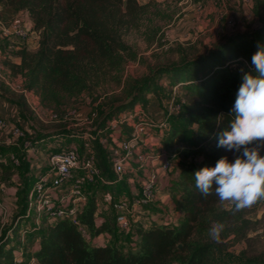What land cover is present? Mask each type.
<instances>
[{"label":"trees","instance_id":"16d2710c","mask_svg":"<svg viewBox=\"0 0 264 264\" xmlns=\"http://www.w3.org/2000/svg\"><path fill=\"white\" fill-rule=\"evenodd\" d=\"M261 6L262 0H255L253 13L257 17ZM143 9L137 0H0V21L12 22L23 12L29 17L31 32L38 35L34 51L25 45L8 50V44L0 41V52L6 55L2 65L10 77L24 80L26 93L37 98L42 108L59 115L63 108L75 104L84 93L108 79L121 87L119 94L103 102L112 106L110 116L145 109L147 96H160L163 80L169 99L173 87L182 89L183 98L177 96L178 101H184L182 110L169 118L180 119L181 127L168 128L160 141L163 150H171L182 161L171 196L180 219L176 225L151 222L145 228L141 223L135 224L129 233L135 237V246L128 251L116 242L97 246L98 237L117 235L113 218L101 217L97 221V194L103 190L88 197L77 224L63 219L52 224L42 221L38 228H30L25 222V185L21 190L24 206L20 204L9 224L2 228L0 264H14L22 229H31L30 240L23 245L25 260L33 258L37 264H215L216 243L221 241L218 247L224 248L225 239H229L230 246L244 245V264H264V250L258 247L260 235L249 236L259 230L264 233V213L259 220L249 218L261 202L234 212L231 203H221L215 194L202 196L194 178L196 171L215 167L220 158L232 162L241 154L218 147V139L233 118L230 109L243 72L256 74L251 57L264 43V22L253 32L233 34L205 52L180 51L178 60L148 67L147 74L139 79H122L125 64L137 59L136 52L123 40L124 32ZM239 58L251 68H231L232 64H239ZM11 96L21 113L32 115L23 94ZM187 139L183 148L175 147L176 141ZM9 151L0 148L3 155ZM95 155L102 170H107L106 152L95 147ZM260 155H264V148ZM0 170L1 176H9L15 166L2 158ZM214 222L225 225L218 240L209 235ZM81 228L88 233V240ZM35 242L37 249L29 251Z\"/></svg>","mask_w":264,"mask_h":264},{"label":"built area","instance_id":"2783aa9c","mask_svg":"<svg viewBox=\"0 0 264 264\" xmlns=\"http://www.w3.org/2000/svg\"><path fill=\"white\" fill-rule=\"evenodd\" d=\"M183 2L191 3L192 0ZM213 5H216V2H213ZM194 6L200 11L203 8L200 2ZM31 33L29 24L25 25L17 20L9 23L0 21V34L8 44V50L26 45ZM0 60L1 62L4 60V54L1 52ZM238 60L239 64H232L231 68L238 70L242 67L251 68L246 60L242 58ZM1 62L2 80L7 70ZM4 79L6 81V78ZM7 85L11 86V83L7 81ZM178 89L177 86L171 89V98L166 104V119L162 121L156 120L142 108H135L131 112L111 116L101 129L96 130L90 126L91 121L78 118L73 109L65 110L62 115L46 110L47 120L56 123L70 120L76 122V126L81 124L83 131L74 135L75 140L68 145H59L50 151L42 173L34 177L33 182L27 186L25 218L29 222L33 221V227L30 228H38L42 221L52 224L63 219L77 224L78 214L88 197L97 190H103L97 194V209L107 208L111 212L118 233H131L133 226L141 223L142 216H146L150 223H157L154 220L156 217L161 221L158 224L176 225L179 218L172 213L171 194L160 185L161 176L170 173L172 161L176 156L170 151L163 150L160 141L167 130V120L172 116H178L184 105L183 100H177ZM16 90L24 96L27 94L24 88ZM5 130H8L7 121L0 117V131ZM8 131L12 139L22 140L27 151L38 154V148L26 139L25 130L11 127ZM95 147L106 152L108 169L105 171L98 164ZM2 158L15 167L19 164V159L13 152L7 155L0 153V159ZM1 173L0 170V176ZM127 176H137L138 184L134 191L125 195L123 181ZM61 189L65 192L63 195L58 194L54 199L48 195L50 190L58 192ZM0 210L4 215L7 213V207L1 202ZM154 211L157 212L153 213ZM164 216H167V219L162 221ZM148 226L143 225L145 228ZM28 231L31 229L20 231L19 237L22 240L14 256V264H37L33 258L26 261L24 257L23 237L26 234L27 239L29 238ZM80 231L88 240V233L83 228Z\"/></svg>","mask_w":264,"mask_h":264},{"label":"rangeland","instance_id":"374dc122","mask_svg":"<svg viewBox=\"0 0 264 264\" xmlns=\"http://www.w3.org/2000/svg\"><path fill=\"white\" fill-rule=\"evenodd\" d=\"M209 1L216 2V5H210ZM248 1L206 0L200 2L203 6L200 11L194 6L198 2L193 0L191 3H185L183 0H139V4L144 5V9L137 21L124 32L123 36V40L136 52L137 59L125 64L122 79L127 77L139 79L147 74L148 67L178 60L180 51H183L184 54L191 52L202 53L225 41L233 34L253 32L262 21L264 22V0H262L260 17L253 13L255 0ZM15 20L25 25L30 22L29 17L23 12ZM37 39L38 35L31 33L25 46L34 51L33 46L36 45ZM0 41L5 42L1 34ZM260 46L264 47V43H260ZM179 89L177 90V96L183 98V90L180 89V93ZM120 91L121 87L108 79L101 82L90 93H84L75 104H70L62 110L63 112L65 110H75L78 118L82 120L88 119L92 123L90 126L99 130L105 121L111 117L109 112L112 106L103 104V102L106 98L119 94ZM168 97L160 95L156 99H159L161 103L162 101H168ZM94 98L96 99L95 101ZM28 101L32 115L23 113L20 119L23 126L16 124L12 127H20L25 130L26 139H29L40 151L54 150L56 145L60 144L65 146L68 141L74 139V135L81 134L83 131L81 124L76 126L77 123L70 120L57 123L47 120L45 117L47 109L42 108L39 104H34L32 98H28ZM60 123L64 124V126L61 127ZM181 124L182 121L176 118H171L167 121L169 127H181ZM7 128L8 130L11 128L8 121ZM8 130L0 131V148L9 149V152H13L19 159L18 166L15 167V170L10 175L17 174L18 179L22 183L29 185L33 182L34 167L31 166H33L34 162L26 161L27 148L22 144V140L12 139ZM186 142H188V139L182 142L178 141L177 145L183 147L182 144ZM44 155L45 153H43ZM35 156L39 157L38 154ZM45 163L46 156L42 164ZM10 178L5 175L0 176V202L7 207L8 214L11 216L18 212L21 205L24 206V195L21 194L22 185L15 184ZM123 184H126L125 180ZM170 194L172 196V193ZM156 212L154 211L153 213ZM174 212L172 210L173 214ZM263 213L264 203L260 204L249 218L259 220ZM142 217L144 219L141 218L140 222L144 226H148L150 223L149 219H146L145 216ZM7 224H9V221ZM29 227H33V221L29 222ZM28 234L31 236V231ZM255 234L260 235L258 247L264 250V233L259 230L256 233H250L249 236H254ZM26 236L25 234L23 237L24 244L30 240V237L28 240ZM3 238L2 229L0 231V242L3 241ZM129 238V236L128 238L124 236L126 242H131ZM21 240L22 238L20 237L17 242L18 247L21 245ZM228 240L222 241V244L225 245L224 248L220 247V245L218 247L221 241L216 243L217 247L214 250L215 264H244L242 257L244 245L235 244L230 246L228 245ZM128 247L122 248L128 250Z\"/></svg>","mask_w":264,"mask_h":264},{"label":"clouds","instance_id":"9594fccd","mask_svg":"<svg viewBox=\"0 0 264 264\" xmlns=\"http://www.w3.org/2000/svg\"><path fill=\"white\" fill-rule=\"evenodd\" d=\"M251 63L256 74L243 72L230 109L233 118L217 145L241 154L232 162L222 157L215 167L194 173L195 187L202 196L215 194L221 203H231L234 212L264 202V155H260L264 148V47H258ZM224 228L222 222H214L209 235L218 240Z\"/></svg>","mask_w":264,"mask_h":264},{"label":"crops","instance_id":"0c3cea01","mask_svg":"<svg viewBox=\"0 0 264 264\" xmlns=\"http://www.w3.org/2000/svg\"><path fill=\"white\" fill-rule=\"evenodd\" d=\"M209 4L213 5V2L209 1ZM37 42L38 41H36V45L33 46L34 47L33 50H36ZM28 49L30 50V48H28ZM14 61L17 62L16 59H14ZM0 62H1V60H0ZM4 78H6V81ZM4 78L2 80L0 79V117L6 119L8 121V123L10 124V127H12V126H15L16 124H21L20 119H21V115L23 113H21L20 110L12 103V100H14V98L11 95L12 94H15V95L19 94L18 91L16 90V88H20V89L24 88L25 89V83H24V80L20 77H15V78L10 77L8 71L5 72ZM7 81L9 83H11V86L7 85ZM165 84L166 83L164 80L160 84V86H161L160 95L169 96V94H168L169 90L167 89ZM179 92L181 93L180 89H179ZM25 98H26L28 104H29L28 98H32L34 101V104L35 103L38 104L37 98H35L31 94L27 93L25 95ZM168 99H169V97H168ZM146 103H147V105H146L145 110L148 111L156 120L162 121V120L166 119V115H165L166 114V104H168V101H162L160 103V100L156 99L155 96L149 95L146 97ZM21 126H23V123L21 124ZM168 128H170V127L166 124V129H168ZM179 141L182 142V140H179ZM70 142H72V140L68 141V144ZM177 142L178 141H176V143H175L176 148H183L186 144V143L182 144L183 147H179L177 145ZM5 144H6V142H5ZM58 146L59 145H56L55 148H58ZM49 152L50 151L46 152V151H40L38 149L39 157L35 156V154H32L29 151L26 152V154H25L26 155V157H25L26 161L34 162L33 166H31V167H34L33 179H34V177L39 176L42 173L43 169L45 168L46 163L42 164V162H43V159L45 156L47 159V155ZM170 152H172V151L170 150ZM43 153H45L44 156H43ZM188 162L191 164L195 163V161H193V160H189ZM181 164H182L181 159L178 157H175V159L172 161L170 173L167 176H165V175L161 176L160 185H161V188H164L163 190L169 191L172 194L175 192L176 184H177V178L179 175ZM1 175H2V173H1ZM3 176H4V173H3ZM8 177L9 178L11 177L10 180L12 182H14L15 184L17 183L18 185H22V188L25 186V183H22L21 180L18 179L17 174L14 173L12 175H9ZM125 183L126 184H123V190L125 192L124 194L128 195L129 193L134 191L135 188L137 187L136 185L138 184V177L137 176H127L125 178ZM64 193L65 192L63 189L59 190L58 192L50 190L48 192V195L54 199L57 197L58 194L63 195ZM171 206L173 208L172 210L175 211L174 214L180 219L181 214L176 210L175 205L173 206V204L171 203L170 207ZM97 215H98L97 216L98 222L102 220L101 217L113 218V215L111 214V212L107 208L97 209ZM9 216H10V214H8V209H7V213L5 215L0 210V229H2L4 226H6L8 221H10L9 219L12 217V215L10 216V218H9ZM141 218L144 219V217H141ZM166 219H167V216H164L162 221H165ZM154 220L158 221L157 223L161 222L160 218L154 217ZM124 236L127 238L129 236L130 237L129 239L131 242H126V240L124 239ZM111 242H116L118 247L121 249H123L122 247H128L129 246L128 250H131L135 246V237L132 234H121V233L117 232L116 237H111L108 235H102V236L98 237L95 240V245L103 246V245L109 244ZM37 246H38V244L35 242L34 245L30 248V250L29 249L28 250L31 252H34L37 249ZM128 250H124V251H128Z\"/></svg>","mask_w":264,"mask_h":264},{"label":"water","instance_id":"95a60500","mask_svg":"<svg viewBox=\"0 0 264 264\" xmlns=\"http://www.w3.org/2000/svg\"><path fill=\"white\" fill-rule=\"evenodd\" d=\"M179 248H180V246H179Z\"/></svg>","mask_w":264,"mask_h":264}]
</instances>
